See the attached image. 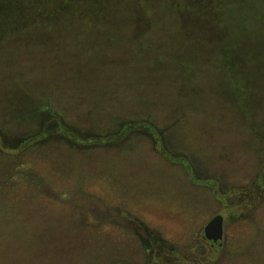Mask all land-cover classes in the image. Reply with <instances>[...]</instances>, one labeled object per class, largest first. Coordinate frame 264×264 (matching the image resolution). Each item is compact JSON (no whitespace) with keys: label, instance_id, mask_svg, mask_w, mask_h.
I'll return each mask as SVG.
<instances>
[{"label":"rangeland","instance_id":"rangeland-1","mask_svg":"<svg viewBox=\"0 0 264 264\" xmlns=\"http://www.w3.org/2000/svg\"><path fill=\"white\" fill-rule=\"evenodd\" d=\"M0 40V264H264V100L253 97L249 116L214 49L196 51L187 84L169 76L139 110L75 91L74 39L41 40L57 46L48 51ZM87 42L116 81L93 86L118 88L121 46L110 56L112 45ZM83 60L91 78L106 73ZM18 73L39 117L29 100L16 104ZM216 215L218 243L204 234Z\"/></svg>","mask_w":264,"mask_h":264},{"label":"trees","instance_id":"trees-1","mask_svg":"<svg viewBox=\"0 0 264 264\" xmlns=\"http://www.w3.org/2000/svg\"><path fill=\"white\" fill-rule=\"evenodd\" d=\"M0 37H11L16 42L25 38L35 48L36 44L44 45V39H74L78 48L65 47L70 52L67 60L73 65L77 61L80 66L76 72L70 68L72 76L68 81L76 86V92L85 91L88 97H96L99 104L106 103L107 97H115L121 104L145 110L148 98H158L169 76H178L187 84L186 67H193L196 51L207 46L216 51L224 81L238 91L237 98L231 96L247 107L249 116L254 113L253 97L264 100V0H0ZM166 38L170 50L163 42ZM88 40L112 45L104 51L111 52L110 56L117 51L114 42L121 46L128 61L124 58L126 77H121L118 88L96 89V83L116 81L111 76L112 65L104 69L103 57L97 56L99 52L84 49ZM246 43L248 46H244ZM177 45L183 46L181 52L175 50ZM44 46L47 51L57 47L47 43ZM89 56L95 60L97 72L106 73L95 78L86 74L81 64ZM20 76L18 73L11 89L14 99L18 97L16 104L25 105L29 98L20 97L25 86L23 80L19 84ZM13 94L10 93L12 97ZM4 98L0 97V101ZM38 99L31 97L27 105L28 111V106H34L32 113L36 117L43 105ZM47 100L44 96L42 103ZM15 108L8 116L10 120H16Z\"/></svg>","mask_w":264,"mask_h":264},{"label":"water","instance_id":"water-1","mask_svg":"<svg viewBox=\"0 0 264 264\" xmlns=\"http://www.w3.org/2000/svg\"><path fill=\"white\" fill-rule=\"evenodd\" d=\"M205 237L213 242H220L223 235V218L221 215H216L212 218L204 228Z\"/></svg>","mask_w":264,"mask_h":264}]
</instances>
